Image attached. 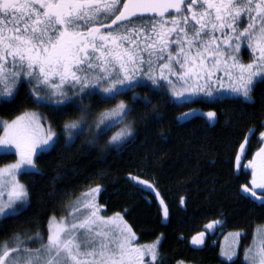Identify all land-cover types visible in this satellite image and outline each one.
Listing matches in <instances>:
<instances>
[{"label": "snow or ice", "instance_id": "6c2138e0", "mask_svg": "<svg viewBox=\"0 0 264 264\" xmlns=\"http://www.w3.org/2000/svg\"><path fill=\"white\" fill-rule=\"evenodd\" d=\"M245 45L254 54L248 63L239 55ZM25 79L34 102L67 105L75 113L63 123L66 143L86 132L96 140L116 129L107 143L123 145L135 135L129 120L135 108L118 98L132 93L134 102L151 104L136 94L140 87L166 90L178 101L228 96L254 103L255 91L264 86V0H0V99L13 97ZM97 95L112 106L99 111L84 103ZM202 115L217 117L214 111ZM42 119L26 111L3 123L0 145L13 147L19 159L0 168V177H9L7 184L0 181V217L23 214L29 190L19 175L40 174L36 159L59 143ZM240 160L238 154L237 167ZM245 167L252 170L251 187L245 184L243 191L264 204V147ZM100 191L98 184L82 193L67 215L51 216L43 230L13 233L0 244V264H161L160 239L136 243L120 213L100 214ZM257 233L259 239L245 249V264H264V229ZM204 236L198 233L191 243L203 245ZM224 255L231 261L236 251Z\"/></svg>", "mask_w": 264, "mask_h": 264}, {"label": "trees", "instance_id": "16d2710c", "mask_svg": "<svg viewBox=\"0 0 264 264\" xmlns=\"http://www.w3.org/2000/svg\"><path fill=\"white\" fill-rule=\"evenodd\" d=\"M149 87L136 89L151 99L147 106L134 102L132 93L118 98L135 108L129 116L135 135L119 147L107 143L115 129L96 140L86 132L66 143L63 123L74 118L73 110L34 102L25 82L13 97L0 101V119L38 110L60 138L36 159L40 174H20L29 190L28 203L22 215L0 219V244L13 233L45 229L51 216L67 215L77 197L99 184L103 214L120 213L140 244L159 238L161 264H245V249L256 228L264 225V204L242 192L243 185L251 187V172L243 164L261 145L264 131V86L255 91L254 103L232 97L177 102L166 90ZM84 103L99 111L112 106L102 105L98 95ZM192 110L193 116L178 120ZM209 111L217 113L215 120L202 115ZM12 160L11 153H0V167ZM137 176L151 187L132 179ZM161 200L168 207L167 218ZM212 221L221 222L222 233L243 232L239 254L231 261L220 256L221 234L206 231ZM200 232L206 234L204 244L193 245L192 237Z\"/></svg>", "mask_w": 264, "mask_h": 264}, {"label": "rangeland", "instance_id": "374dc122", "mask_svg": "<svg viewBox=\"0 0 264 264\" xmlns=\"http://www.w3.org/2000/svg\"><path fill=\"white\" fill-rule=\"evenodd\" d=\"M250 52H251V50L250 49H248ZM252 55H254V54H252ZM241 57V56H240ZM243 61V60H242ZM218 75H220L221 77H222V79H223V82L224 83H227V78L226 77H224L223 76V71H221L220 73H218ZM23 82H25V83H27L28 84V81L25 79V80H22L21 81V83H23ZM29 85V84H28ZM29 87H30V85H29ZM199 97H202V98H207V99H215V98H222V97H216V96H213V97H204V96H199ZM224 97H228V96H224ZM195 98H198V97H193L192 99H195ZM1 100H4V99H0V101ZM175 100V99H174ZM175 101H177V102H182V101H178V100H175ZM54 103V102H53ZM26 112V111H25ZM27 112H36V113H38L40 116H42V114L38 111V110H27ZM24 113V112H23ZM22 114V113H21ZM21 114H19V115H21ZM19 115H17V116H19ZM16 116V117H17ZM16 117H14L13 119H10V120H7V119H0V130H1V136H3V123L4 122H8V123H10L12 120H14ZM43 117V116H42ZM41 123L44 125V127L45 128H47L48 127V125H49V123L43 118L42 119V121H41ZM53 128V127H52ZM53 130L56 132V130L53 128ZM116 131V129L115 130H113V132H115ZM264 132V131H263ZM57 133V132H56ZM261 140H264V137H262L261 136ZM262 147H264V143H262ZM0 153H11L12 155H13V160L10 162V163H7V164H5V165H3V166H1L0 168H5L7 165H10V164H13V163H15L18 159H19V156H18V154L16 153V150L13 148V147H8V146H5V145H0ZM36 164H37V162H36ZM19 180H20V182L21 183H23L22 181H21V179H20V175H19ZM8 180H9V177H7V175H5L4 177H0V181H2V182H4L5 184H7L8 183ZM97 185H95V186H93V187H96ZM93 187H91V188H93ZM145 187H147V186H145ZM90 189V188H89ZM88 189V190H89ZM87 190V191H88ZM87 191H85L84 193H86ZM101 192V191H100ZM100 192L97 194V196H96V201H97V203H98V196H99V194H100ZM79 197H81V195L79 196ZM7 198V196H6V193H5V199ZM27 203H28V201L26 202V205H27ZM99 204V203H98ZM101 215H104L103 214V212L101 211V213H100ZM105 216V215H104ZM114 215H111V216H107V217H113ZM1 218H3V217H0V219ZM124 219V218H123ZM125 220V219H124ZM126 221V220H125ZM257 229H264V225H261V226H259V227H257L256 228V230H255V233H254V238H256V239H259V234L257 233ZM208 233H214V232H217V233H219V234H221V241H220V256H221V258H223V259H225V260H228L227 259V256L226 255H224V253H227V252H229V251H231V250H233V249H235V251H236V256H234L233 257V259L234 258H236L237 256H238V254H239V245H240V239H241V236H242V234H243V232L242 231H229V232H225V233H222V231L220 230V223L219 224H217V225H215L213 228H211V229H208L207 228V230H206ZM236 233H239L240 235L239 236H236L235 234ZM205 237H206V234H205V236H204V240H205ZM253 238V239H254ZM136 243H138L137 242V237H136V241H135ZM155 242V241H154ZM154 242H151V243H146V244H141V245H150V244H152V243H154ZM138 244H140V243H138ZM252 244H253V241H252V243H251V245L248 247V248H250L251 246H252ZM243 258H244V255H243ZM148 259H150V257H145V260L147 261ZM245 261V260H244ZM178 264H189V263H186V262H179Z\"/></svg>", "mask_w": 264, "mask_h": 264}, {"label": "flooded vegetation", "instance_id": "af4514ba", "mask_svg": "<svg viewBox=\"0 0 264 264\" xmlns=\"http://www.w3.org/2000/svg\"><path fill=\"white\" fill-rule=\"evenodd\" d=\"M239 55L241 56V59L243 60V62L248 63L251 61V59L253 58V55L251 54V52L248 50L247 46L245 45L244 47H242L241 52L239 53ZM262 141V140H261ZM262 147V142L261 145L254 151L252 157L250 158V160H248L247 162H245L243 164V166L245 167V165H248L249 161H252L255 158V153L259 150V148ZM242 164V161H241ZM246 168V167H245ZM248 170H250V172L252 171L250 167L247 168ZM257 192H259L260 190H256Z\"/></svg>", "mask_w": 264, "mask_h": 264}, {"label": "water", "instance_id": "95a60500", "mask_svg": "<svg viewBox=\"0 0 264 264\" xmlns=\"http://www.w3.org/2000/svg\"><path fill=\"white\" fill-rule=\"evenodd\" d=\"M146 15H149V14H146ZM242 192H243L244 194H247V195H250V196H251L250 193L244 192L243 190H242ZM251 197H252V196H251ZM255 199H256V198H255Z\"/></svg>", "mask_w": 264, "mask_h": 264}]
</instances>
